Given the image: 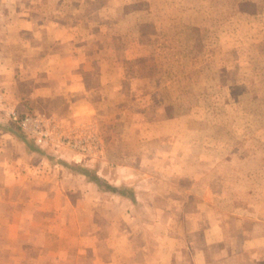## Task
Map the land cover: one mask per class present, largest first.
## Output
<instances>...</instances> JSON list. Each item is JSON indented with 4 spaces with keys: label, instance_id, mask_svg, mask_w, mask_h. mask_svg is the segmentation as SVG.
Wrapping results in <instances>:
<instances>
[{
    "label": "rangeland",
    "instance_id": "obj_1",
    "mask_svg": "<svg viewBox=\"0 0 264 264\" xmlns=\"http://www.w3.org/2000/svg\"><path fill=\"white\" fill-rule=\"evenodd\" d=\"M21 16L70 26L93 69L104 68L108 89L95 122L78 127L96 133L98 149L77 153L66 141L45 150L42 185L1 188V202H23L39 187L77 198L84 217L86 199H102L113 183L264 185V0H0V23ZM24 105L50 120L54 109L62 113L57 100ZM68 125L58 133L69 139ZM101 162L111 173L96 169Z\"/></svg>",
    "mask_w": 264,
    "mask_h": 264
},
{
    "label": "crops",
    "instance_id": "obj_2",
    "mask_svg": "<svg viewBox=\"0 0 264 264\" xmlns=\"http://www.w3.org/2000/svg\"><path fill=\"white\" fill-rule=\"evenodd\" d=\"M17 20L0 23V115L7 117L0 119V189L42 185L45 150L58 151L52 143L28 148L18 128L4 127L15 123L12 112L23 115L31 110L24 103L57 100L62 113L54 109L53 131L61 122L74 131L94 121L108 89L104 68L93 69V54L70 26ZM16 78L25 91L15 88ZM104 163L96 167L103 174L109 171ZM113 184L120 191L86 199L84 217L77 198L68 201L61 191L56 197L37 187V197L28 193L23 202L10 196L1 202L0 194L1 264H264V185Z\"/></svg>",
    "mask_w": 264,
    "mask_h": 264
},
{
    "label": "built area",
    "instance_id": "obj_3",
    "mask_svg": "<svg viewBox=\"0 0 264 264\" xmlns=\"http://www.w3.org/2000/svg\"><path fill=\"white\" fill-rule=\"evenodd\" d=\"M11 118L17 124L18 129L27 137L32 138L33 142L38 145L52 143L58 149L64 142L68 141L70 149H73L74 152L77 151V153H94L98 149V138L92 129L80 130L77 128L74 131H69L68 139L66 135L59 134L60 130L53 131L51 125L54 119L50 120L40 113L17 115L12 112Z\"/></svg>",
    "mask_w": 264,
    "mask_h": 264
},
{
    "label": "trees",
    "instance_id": "obj_4",
    "mask_svg": "<svg viewBox=\"0 0 264 264\" xmlns=\"http://www.w3.org/2000/svg\"><path fill=\"white\" fill-rule=\"evenodd\" d=\"M96 179V178H95ZM96 181L97 182H99L100 183V181L98 180V179H96ZM108 189H110V190H112V191H120V190H118L117 188H114L113 186H111V185H105ZM122 192V191H121Z\"/></svg>",
    "mask_w": 264,
    "mask_h": 264
}]
</instances>
